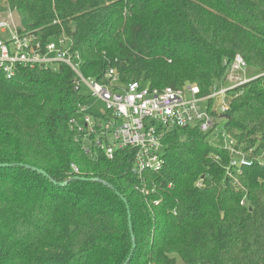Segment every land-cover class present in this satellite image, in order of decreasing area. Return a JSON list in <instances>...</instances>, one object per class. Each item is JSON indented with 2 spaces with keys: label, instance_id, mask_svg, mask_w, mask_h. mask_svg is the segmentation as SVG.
Returning <instances> with one entry per match:
<instances>
[{
  "label": "trees",
  "instance_id": "obj_1",
  "mask_svg": "<svg viewBox=\"0 0 264 264\" xmlns=\"http://www.w3.org/2000/svg\"><path fill=\"white\" fill-rule=\"evenodd\" d=\"M1 1L42 44L64 35L81 74L100 83L113 69L121 85L207 96L235 56L257 77L226 92L223 115L252 166L230 167L226 150L187 127L166 133L162 168L139 179L133 149L108 160L76 141L69 122L88 96L70 68L0 71V264H123L127 211L128 264H264V0Z\"/></svg>",
  "mask_w": 264,
  "mask_h": 264
},
{
  "label": "built area",
  "instance_id": "obj_2",
  "mask_svg": "<svg viewBox=\"0 0 264 264\" xmlns=\"http://www.w3.org/2000/svg\"><path fill=\"white\" fill-rule=\"evenodd\" d=\"M19 29L15 13L7 9L0 18V71L10 79L18 67L47 69L61 63L70 68L75 76L74 90L85 89L105 105V112L100 115L90 114L84 104L78 106L75 115L83 114V123L79 124L75 116L69 122L76 141L85 154L100 155L108 160L118 150L133 149L135 154L130 171L139 179L145 173H156L162 168L166 133L187 127H196L206 135L213 133L217 119L224 117L226 92L249 81L244 77L245 61L235 56L227 69L225 83L228 88L226 85L217 87L207 96H199L196 86L156 89L137 81L121 85L113 69L104 75L107 82L100 83L81 74L80 55L72 51L66 37L42 44L31 33ZM219 98L221 102L212 110L210 103ZM202 103H207V107L203 108ZM221 137L227 139L222 149L231 157L230 167L239 171L242 167L252 166L253 161L237 151L235 143L224 131ZM71 170L74 175H79L76 166L71 165ZM140 185L134 189L146 196L148 189L143 181ZM196 186L199 187L200 182ZM157 204L155 201L154 205Z\"/></svg>",
  "mask_w": 264,
  "mask_h": 264
},
{
  "label": "rangeland",
  "instance_id": "obj_3",
  "mask_svg": "<svg viewBox=\"0 0 264 264\" xmlns=\"http://www.w3.org/2000/svg\"><path fill=\"white\" fill-rule=\"evenodd\" d=\"M7 9H9L7 7L6 1H1L0 0V11L1 14L2 13H6ZM11 10V9H10ZM12 13H16L15 11L11 10ZM16 17L17 19L20 20V27L21 29L24 28V22L21 18V15L19 13H16ZM64 37V35L60 36L59 38ZM68 41V40H67ZM257 74V71L253 68H247L246 72L244 74V77H246L248 80H252L254 78H256L257 76H255ZM225 88H228V85L225 86ZM85 89H82V93L85 94V96H88L87 100L85 101L84 105L87 109V111L90 114L93 115H100L102 112H105V105L103 102H101L98 98L91 96V94H89L87 91L84 92ZM221 102V99H216L214 100L211 104L212 107L211 109L213 110L218 103ZM201 106L207 107V103H202ZM76 120L79 124L83 123L84 120V115L83 114H76L75 115ZM217 125H216V129L214 130L213 133L207 134L206 136V140L209 144L218 147V148H223L226 145V140L225 138L221 137V133L223 131V125H224V118L222 119H217Z\"/></svg>",
  "mask_w": 264,
  "mask_h": 264
},
{
  "label": "water",
  "instance_id": "obj_4",
  "mask_svg": "<svg viewBox=\"0 0 264 264\" xmlns=\"http://www.w3.org/2000/svg\"><path fill=\"white\" fill-rule=\"evenodd\" d=\"M8 165H1L0 164V168H5V167H7ZM25 168L27 169V170H31V171H33V172H36V173H38L39 175H42L43 177H45V178H49L48 176H47V174L44 172V171H42V170H39V169H37V168H33V167H30V166H25ZM52 183H53V181L51 180V179H49ZM72 180H75V181H85L86 179H84V178H81V177H73V178H71L68 182H70V181H72ZM93 182H97L98 181V179H91ZM54 184H55V182H54ZM67 184V182H65V183H61V184H59V186H64V185H66ZM105 185L106 186H108L110 189H113L111 186H109L108 184H106L105 183ZM125 202V201H124ZM127 213H128V216H127V222H128V231H129V234H130V239H131V250H130V253H129V256L126 258V260L124 261V263L123 264H128L129 262H130V259H131V257H132V254H133V251H134V249H135V238H134V235H133V232H132V227H131V217H130V215H129V211H127Z\"/></svg>",
  "mask_w": 264,
  "mask_h": 264
},
{
  "label": "crops",
  "instance_id": "obj_5",
  "mask_svg": "<svg viewBox=\"0 0 264 264\" xmlns=\"http://www.w3.org/2000/svg\"><path fill=\"white\" fill-rule=\"evenodd\" d=\"M4 14H5V13H2V14H1V11H0V18H1ZM15 19H16V21L19 22V24H20V20L17 19V17H16V13H15Z\"/></svg>",
  "mask_w": 264,
  "mask_h": 264
}]
</instances>
